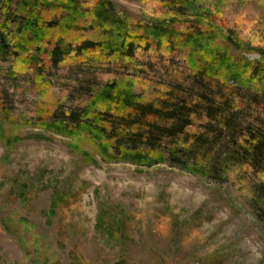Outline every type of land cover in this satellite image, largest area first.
Returning <instances> with one entry per match:
<instances>
[{"label":"rangeland","instance_id":"obj_1","mask_svg":"<svg viewBox=\"0 0 264 264\" xmlns=\"http://www.w3.org/2000/svg\"><path fill=\"white\" fill-rule=\"evenodd\" d=\"M97 1L130 25L127 50L75 46L111 37L94 30L58 32L72 44L54 61L0 50V264H264V0ZM22 4L0 0L10 14L48 10ZM49 10L53 25L71 13ZM110 82L183 118L112 142L161 158L104 159V136L55 128ZM96 105L114 136L119 118Z\"/></svg>","mask_w":264,"mask_h":264},{"label":"trees","instance_id":"obj_2","mask_svg":"<svg viewBox=\"0 0 264 264\" xmlns=\"http://www.w3.org/2000/svg\"><path fill=\"white\" fill-rule=\"evenodd\" d=\"M27 1L29 0H23L26 5ZM92 1L95 3V9L84 10L79 7L78 1L76 0H66V2L63 4L58 3V0H52V9L58 8L61 12H63L65 9L71 10L70 14L68 13L62 15L59 21L54 22L56 25H53V21L49 19L48 13L51 7L47 5V1L46 3H43L40 0H30L32 4H37L39 6L40 4H43V7H46V9L49 10L32 14H30V12L26 14H19L18 11L15 14H10L9 6L5 7L0 5V14L4 21L2 24H0V50L3 52H7L8 50L10 53L18 52L22 59L26 61H32L34 59V53H31L33 50L40 56L42 54L49 53L51 61H54L60 59L65 48L63 46L66 43V50L70 49L68 45L72 44V41H67V38L62 40L58 38L57 40L56 34L58 32L75 33V37L79 38L84 36L83 38H85L87 36V30L89 31L90 36H92L91 33L94 30L101 32L104 36H107L111 33V37H105L97 41H92L89 39L85 40L81 38L83 40L75 45L78 46L80 50L97 48L100 51L108 49V51L119 53L127 50L130 47V44L133 42L131 40H127L130 38V31H128V27H130V25H126V27H124L122 23L115 22V19L114 17L112 18V15H108V13L106 14V12L103 11L101 7H99L100 3L97 0ZM171 1L176 3L183 1L188 4L191 0ZM91 13L95 14L96 19L90 17ZM100 18H102V20L110 19L113 20V22L107 28L102 24L95 25L94 20ZM12 23L15 24L14 28L16 29L18 35L17 37L14 36L8 41V28ZM26 30H31L32 34H26ZM48 45L50 46L47 47ZM247 73V65L243 66V72H237V74L245 76ZM98 103H106V105L111 108V114L114 117L119 118L118 120L120 122L117 128L112 129L115 134L114 136L109 137V135H107L109 129L103 123L102 117L97 113L98 111L96 104ZM158 108H153L142 98L131 94V90L128 85L119 82H110L95 97H93L92 102L89 103L88 107H86V109L78 115L76 121L69 122L63 125V127L59 125H62V123H55L54 126L59 132L67 133L71 136L75 135L79 137L82 131H85L89 134L95 133L97 136H104V138L107 139V144L103 142L98 146L95 145V149L104 159L108 158L116 160L118 158H124L125 155H131L134 159L149 160V157L153 156V160H157V158L162 157L161 153L158 154V157H154V153H152L149 149L143 150L136 147L129 148L123 145L116 146L114 143L112 145V142L115 140L114 138H117L118 136L125 138H130L132 135L140 136L142 132H140L139 129L145 126L153 128L155 127L154 122L157 120L169 121L170 119L174 120L177 117L176 119L179 120L180 123L183 121V118H181L180 115L176 117L174 116L176 111L173 108ZM130 109L133 111V114L128 116L127 114ZM148 115H150V118L146 117ZM184 124L187 125L188 123L185 122ZM177 128L178 127L176 125L174 129ZM96 135L95 138H97ZM105 146H107V148ZM151 162L150 164H152ZM180 166L189 171L192 170L193 172H201L199 169L189 167L184 163H180Z\"/></svg>","mask_w":264,"mask_h":264}]
</instances>
